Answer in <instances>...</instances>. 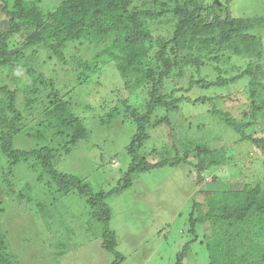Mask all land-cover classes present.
I'll use <instances>...</instances> for the list:
<instances>
[{"label": "trees", "instance_id": "16d2710c", "mask_svg": "<svg viewBox=\"0 0 264 264\" xmlns=\"http://www.w3.org/2000/svg\"><path fill=\"white\" fill-rule=\"evenodd\" d=\"M230 3L231 0H59L49 6L43 0H0V160L5 161L0 178L9 196L21 202L23 193L30 190L29 184L25 190H13L10 177L19 163L28 164L36 180L53 189L47 190L50 194L78 192L84 196L91 223L100 226L102 249L113 255L110 264H121L124 256L116 250V233L109 228L110 196L126 190L138 173L187 164L195 169L198 182L205 171L223 167L228 159L225 145L212 148L194 140L193 149H178L181 144L178 146L170 136L169 146L176 152L166 150L158 161L148 162L141 149L152 130L163 126L169 128L170 134L174 128L167 115L170 109L177 110L180 104H209L207 116L201 117L208 120L202 124L215 118L234 133L239 144L247 142L264 149V138L248 132L260 113L264 117V16H235ZM89 46L101 48L92 59L75 56L72 68L67 50L77 52ZM47 61L58 65L62 75L76 70L77 86L99 73L100 64L113 63L124 89L145 92L141 108L132 110L128 106L135 134L125 148L127 170L110 191L90 193L80 176L57 171V149L44 145L22 150L14 145L23 131L27 137L42 140L49 135L67 146L88 139L87 127L76 115L71 99L66 98L71 93L56 85L60 76L47 78L40 69ZM203 69L214 78L194 77ZM172 77L176 78V86L166 92L164 84ZM242 78L248 82L243 102L233 107L239 110L235 114L218 105L221 95L194 99L185 96L198 87H226ZM226 98L229 103L233 101ZM34 111L38 118L31 124V132L25 122ZM115 111L110 109L108 121ZM195 116L200 118L201 114ZM197 117L193 122L199 123ZM105 122L101 119V123ZM228 170L215 174L212 181L219 183L224 177L228 184L234 175L228 177ZM206 192H197L192 201L187 216V233L192 238L177 252L174 264H184L191 243L199 239L198 225L206 222L212 228L205 230L200 243L209 254L207 264H264V185H244L238 190L229 183L228 189ZM26 201L31 202V197ZM1 204L2 199L0 213L4 210ZM36 206L45 210L42 202ZM42 218L49 229L51 215L47 210ZM32 236L25 241L29 245L35 242ZM18 257L9 250L8 235L0 223V264H20Z\"/></svg>", "mask_w": 264, "mask_h": 264}, {"label": "rangeland", "instance_id": "374dc122", "mask_svg": "<svg viewBox=\"0 0 264 264\" xmlns=\"http://www.w3.org/2000/svg\"><path fill=\"white\" fill-rule=\"evenodd\" d=\"M43 1L44 4L52 6L59 0ZM230 8L235 16H264V0H231ZM100 48L89 46L86 50L77 52L67 50L69 65L75 67V56L92 59ZM40 69L47 78L60 76L56 85L63 92L71 93L66 98L71 99L76 115L87 127L89 136L87 140L67 146L58 144L49 135L42 140L27 137L23 131L15 138V147L31 150L48 145L57 149V171L80 176L83 183L89 186L90 193L110 191L117 186L118 180L127 170L129 159L125 148L131 142L136 129L129 112L130 108L133 110L143 106L145 92L124 89L123 80L113 63L100 64L99 73L92 75L82 86L75 84L76 70L62 75L63 71L53 61L44 62ZM209 73L203 69L195 73L194 77L207 75L210 79L214 78ZM175 80L172 77L165 82L166 92L176 86ZM247 82L248 79L242 78L226 87H198L185 96L191 95V99H194L201 95H221L218 105L222 104L223 107L219 105L221 108L235 114L239 110L233 107L243 102ZM228 96L233 100L230 103L226 98ZM239 101L242 102L238 104ZM111 108H116V111L114 117L108 121L107 115ZM210 108L209 104L188 107L180 104L177 110L170 109L167 115L174 128H171L170 134L167 131L169 128L163 126L152 130L141 153L150 163L158 161L166 150L174 154L176 149L169 146L171 138H174L178 146L181 144L178 149H193L194 140L207 143L212 148L225 145L228 159L223 167L205 171L203 179L198 182L195 180V169L187 164L138 173L126 190L107 199L112 212L109 228L116 233V250L124 256L121 264H174L177 252L192 238L187 233V216L198 193L205 195L208 193L206 190L228 189L229 183L238 190L244 185L250 188L257 184L264 185V149L247 142L239 144L234 133L224 129L222 122L215 118L202 124L208 118L201 117H206V111ZM198 113L201 114L200 118L195 116ZM196 117L199 123L193 122ZM36 118L38 112L34 111L28 114L25 122L27 128H32L31 132L34 130L31 124L36 122ZM101 119L106 122L101 123ZM188 123L191 127H188ZM201 126L204 127V132ZM248 132L256 138H264V117L261 113ZM4 162L0 160V169ZM223 169H229L227 175L229 177L234 174L233 178L229 179L228 184H225L227 180L224 177L221 182L214 183L211 178L215 174L220 175ZM10 180L16 192L25 190L27 184L30 186V190L23 193L21 202H18L9 196L0 178V188L4 186L0 191L3 202L1 207L4 208L0 213V223L8 235L9 250L19 255L20 264L111 263L113 255L101 247L100 226L95 222L91 223L84 196L76 191L66 195L58 192L50 194L47 190L53 189L47 187L45 182L37 181L36 173L24 163L13 168ZM28 196L31 197V202L26 201ZM199 198L204 197L199 195ZM39 202L44 203L45 210L51 215L48 220L49 229L42 218L45 210L40 211L36 206ZM211 228L209 222L198 225L199 239L191 243L184 264H207L209 254L200 239L205 230L209 232ZM25 231L27 233L23 241ZM31 236L35 242L29 245L25 241Z\"/></svg>", "mask_w": 264, "mask_h": 264}]
</instances>
